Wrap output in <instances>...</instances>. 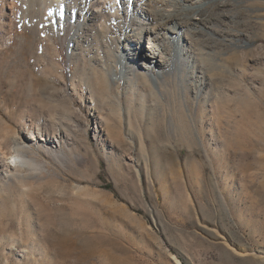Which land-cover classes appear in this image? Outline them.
I'll return each mask as SVG.
<instances>
[{
	"label": "rangeland",
	"instance_id": "374dc122",
	"mask_svg": "<svg viewBox=\"0 0 264 264\" xmlns=\"http://www.w3.org/2000/svg\"><path fill=\"white\" fill-rule=\"evenodd\" d=\"M6 11L0 120L25 132L59 117L68 128L52 148L68 160L41 184H0V264H264V0H237L238 38L206 31L210 47L149 85L117 58L107 68L100 54L114 49L88 23L70 45L65 22L46 48L34 21Z\"/></svg>",
	"mask_w": 264,
	"mask_h": 264
},
{
	"label": "bare ground",
	"instance_id": "6f19581e",
	"mask_svg": "<svg viewBox=\"0 0 264 264\" xmlns=\"http://www.w3.org/2000/svg\"><path fill=\"white\" fill-rule=\"evenodd\" d=\"M20 2L22 10H17L18 14H21L20 18L29 24L32 21L34 24L36 23L34 28L39 34L37 36L42 39L44 47L47 48L49 44H55L53 34L65 22H70L74 31L69 40L70 45L76 41L77 34L88 32L85 27V24L88 23L89 28L92 27L91 34L95 36L97 43L103 44L105 48L114 49L113 54H109V52L100 54L104 60L103 63L108 65L107 68L113 67L115 60L111 62V59L116 58L122 73L137 67L138 71L135 70L134 79L142 81L143 85H149L150 77L155 79L161 75L175 56L185 59L188 51L193 47H200L199 49L210 47V43L206 42V39H199L200 36L208 37L205 36L206 31L215 33L214 35L217 34L218 39L221 38L222 44L229 43L228 45H230L237 37L236 33L229 30V26L233 24V18L229 14H232L231 10L237 0H20ZM14 7V0H0V38L4 44H8L13 32V22L8 18L6 8L10 11L9 14L16 15L17 11ZM83 28L86 29L83 30ZM85 42L86 39L83 43ZM215 42L217 43V41ZM213 43L211 42V44ZM123 44L126 46L124 47ZM128 46L130 48H127ZM101 78L105 87L107 83L104 71L101 72ZM164 89L162 84H159L158 90L148 86L150 95L154 97L151 102L156 104L155 109L160 103H163L157 93H162ZM52 91L51 93L47 92V95L53 96L54 93H57L55 89ZM54 102L57 101L54 100ZM54 108L58 110V108ZM61 111L63 113V110ZM43 112L45 111L42 110ZM64 112L67 114L65 110ZM50 113L48 111V117H52ZM55 118H48L46 120L48 125L40 123L39 118L37 125L34 122L30 125L26 123L25 132H16L8 127L4 129V124L0 120L1 185L12 181L23 186L31 183L34 185L39 181L41 184V180L43 181L51 175L48 165H56L60 169L67 165V153L53 149L52 141L53 144L54 140L56 143L62 142L64 130L68 127L62 119L60 120L58 117L56 120ZM100 119L103 121L104 117L101 115ZM34 127H37V131H33ZM49 130L52 131L51 136ZM39 141L44 143L41 144ZM42 145L44 149L40 147ZM47 146H50L48 151L46 150ZM77 160L79 162L81 158H77Z\"/></svg>",
	"mask_w": 264,
	"mask_h": 264
}]
</instances>
